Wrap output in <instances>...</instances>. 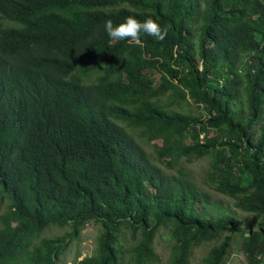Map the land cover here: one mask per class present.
Here are the masks:
<instances>
[{"label":"trees","instance_id":"trees-1","mask_svg":"<svg viewBox=\"0 0 264 264\" xmlns=\"http://www.w3.org/2000/svg\"><path fill=\"white\" fill-rule=\"evenodd\" d=\"M128 16L165 39L111 40ZM207 157L205 205L181 164ZM0 206V264H57L90 220L73 264H161L160 229L162 264L233 237L264 264V0H0Z\"/></svg>","mask_w":264,"mask_h":264},{"label":"rangeland","instance_id":"rangeland-1","mask_svg":"<svg viewBox=\"0 0 264 264\" xmlns=\"http://www.w3.org/2000/svg\"><path fill=\"white\" fill-rule=\"evenodd\" d=\"M184 108L182 111L187 112L189 114H206L204 110H198L196 106L192 103ZM166 106L168 108H178V104L174 101L168 100L166 102ZM213 131H210V135H213ZM202 136H200V139ZM156 145H160V141L154 142ZM197 143H194L195 146ZM151 145V144H150ZM152 149L151 146L148 147ZM211 158H203L194 162H182L181 167L184 169L189 178H191L198 188L205 193V198L203 199V204H208V201H224L223 197L216 194L211 183L206 178L209 170H210ZM124 166L129 167L130 161L125 158L123 161ZM101 201L108 205L110 204V198L107 196H100ZM2 211V207L0 206V212ZM256 218H251L250 223L251 226H255L258 222ZM61 231L57 229L46 230L43 233V236H49L53 234H60ZM228 235V233H226ZM99 236V226L93 221L90 220L87 222L84 230L81 232L80 238L77 242H73L68 248L66 253L59 259L57 264H73V261L76 257L79 256V259L86 255H91L95 249L96 241ZM247 236V234L245 235ZM217 244L216 241H211L203 246H200L193 250L191 264H201L202 259L205 257L207 251L213 246ZM155 253L158 255L160 259V263H165L169 255V246L166 241L165 231L160 229L153 242ZM225 264H250L244 254L240 251V238L233 237L230 244L229 253L227 255Z\"/></svg>","mask_w":264,"mask_h":264},{"label":"clouds","instance_id":"clouds-1","mask_svg":"<svg viewBox=\"0 0 264 264\" xmlns=\"http://www.w3.org/2000/svg\"><path fill=\"white\" fill-rule=\"evenodd\" d=\"M104 30L113 41L127 40L129 43L136 45L141 44V33L155 37L157 40H164L167 35V30L152 18H146L143 22L134 16H128L123 23L114 25L112 20H106Z\"/></svg>","mask_w":264,"mask_h":264}]
</instances>
